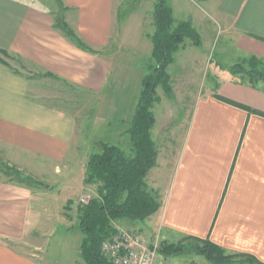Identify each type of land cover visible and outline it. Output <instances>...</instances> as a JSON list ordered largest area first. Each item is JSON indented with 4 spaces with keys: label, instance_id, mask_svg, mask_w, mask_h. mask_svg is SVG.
I'll use <instances>...</instances> for the list:
<instances>
[{
    "label": "crops",
    "instance_id": "1",
    "mask_svg": "<svg viewBox=\"0 0 264 264\" xmlns=\"http://www.w3.org/2000/svg\"><path fill=\"white\" fill-rule=\"evenodd\" d=\"M39 1L0 0V50L27 67L16 72L0 61V150L10 160L31 157L58 163L69 154L75 117L53 101L57 97L46 78L52 75L99 100L113 69L115 54L106 51V45L112 38L114 11L112 0H62L64 20L91 51L54 27L56 4L43 6ZM208 1L221 32L230 34L235 55L228 67L248 55L264 59V0ZM255 84L251 93L239 97L209 90L195 99L165 175L166 187L156 188V166L146 176L159 192L161 205L137 222L135 228L142 229L144 237L159 242L188 235L209 238L227 252L249 254L264 264V82ZM126 124L114 144L125 145L120 139L127 135ZM40 197L34 187L8 181L0 172V264H35L33 256L16 245L28 243L33 233L27 228L29 211L36 213L33 203ZM198 257L201 260L195 254L159 253L158 258L162 264H211Z\"/></svg>",
    "mask_w": 264,
    "mask_h": 264
},
{
    "label": "rangeland",
    "instance_id": "2",
    "mask_svg": "<svg viewBox=\"0 0 264 264\" xmlns=\"http://www.w3.org/2000/svg\"><path fill=\"white\" fill-rule=\"evenodd\" d=\"M165 1L172 9L174 23L190 20L197 39L186 36L184 44L172 53V59L165 68L169 75L170 90L166 91L161 84L156 87L155 95H158V100L152 106L156 122L150 132L154 140L158 139L157 136L161 138V145L157 146V164L153 168L154 174H158V189L166 187L165 175L170 172L173 151L187 126L195 99L209 90L215 94L229 92L234 97H239L241 94L251 93L250 90L254 88L252 85H256L255 82L248 81L249 75L228 67L235 55L228 38L230 34L221 32L220 24L211 14L210 1ZM39 2L43 6L56 4L57 15L63 17L64 9H60L58 1ZM156 2L157 0H112L114 25L106 51L115 55L111 57L113 69L108 85L99 100L89 92L57 80L52 75L46 78L50 81L51 93L57 97L53 101L71 111L75 117L69 154L62 162H40L31 157L22 161L10 160V156L0 150L3 161L16 165L24 174L32 175L40 181L34 186L41 194L38 201L33 203L37 211L34 213L30 210L28 215V232L33 233L29 234L28 243L16 245L32 255L35 264H83L80 255L83 234L76 227L79 196L81 193L89 194L90 198L97 195V183L84 182L86 155L94 150L93 147L102 138L107 142L117 143V137L120 136L118 131L133 115L131 107L139 97L142 77L152 60V34L155 29L152 18ZM2 55L14 70L27 71L20 59L9 53ZM241 59L237 58L234 62L241 64L237 69H248V59L243 62ZM221 62L224 67L219 64ZM258 67L260 68L259 65ZM232 79H236L237 83H233ZM127 138L128 134L120 139L125 143L121 146L126 149L130 147ZM165 157L169 159L166 160ZM121 221L128 223L129 220ZM139 221L140 224L143 222ZM112 222L114 224L116 220ZM125 222L119 223L120 226L116 228L138 231L143 235L142 229L135 228L138 221H129L132 226H127ZM196 256L197 260H201ZM244 259L246 260L244 256L235 255L224 264H249Z\"/></svg>",
    "mask_w": 264,
    "mask_h": 264
},
{
    "label": "trees",
    "instance_id": "3",
    "mask_svg": "<svg viewBox=\"0 0 264 264\" xmlns=\"http://www.w3.org/2000/svg\"><path fill=\"white\" fill-rule=\"evenodd\" d=\"M56 1L60 9L65 8L61 0ZM154 6L152 19L155 29L152 34L153 49L150 56L152 60L142 77L134 113L125 128L130 147L126 149L102 138L98 145L93 147L94 150L87 152L86 155L84 182L97 183V195L91 197L87 204L77 206L76 227L83 234L80 244L83 264H112L106 260L99 248L101 242L116 230L112 221L144 220L154 214L161 205L159 192L146 181L148 171L156 164L157 157V144L150 132L155 120L152 106L158 100V95H155L158 84L166 91L170 90L169 75L165 68L172 59V53L184 44L186 36L197 39V33L192 30L190 20L174 23L172 9L165 0H157ZM54 27L60 29L82 49L92 51L60 15L56 14ZM0 53L8 54L6 50H0ZM244 59L249 61L248 69H243L244 71L242 68L237 69L241 65L238 63L230 65V69L249 75L251 82H264V59L255 55L242 57V62ZM0 61L9 65L1 57ZM245 108L256 111L251 107ZM0 172L8 181L26 186L34 187L40 183L32 175L24 174L18 167L3 161L1 156ZM158 252L162 255H200L211 264H224L232 256L238 255L244 256L246 258L244 261L249 264H262L252 255L228 253L209 238L192 235L183 236L178 242L161 241Z\"/></svg>",
    "mask_w": 264,
    "mask_h": 264
},
{
    "label": "built area",
    "instance_id": "4",
    "mask_svg": "<svg viewBox=\"0 0 264 264\" xmlns=\"http://www.w3.org/2000/svg\"><path fill=\"white\" fill-rule=\"evenodd\" d=\"M89 199V194L81 193L80 205L87 204ZM159 244L156 238L150 240L138 231L116 228L99 248L112 264H162V259L158 258Z\"/></svg>",
    "mask_w": 264,
    "mask_h": 264
}]
</instances>
